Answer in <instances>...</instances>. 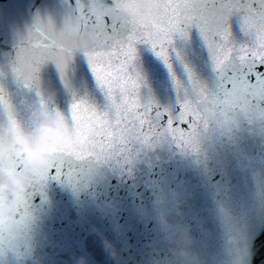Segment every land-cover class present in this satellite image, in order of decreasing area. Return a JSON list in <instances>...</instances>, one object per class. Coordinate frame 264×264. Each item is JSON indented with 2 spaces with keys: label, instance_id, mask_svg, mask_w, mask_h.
I'll return each instance as SVG.
<instances>
[{
  "label": "water",
  "instance_id": "obj_1",
  "mask_svg": "<svg viewBox=\"0 0 264 264\" xmlns=\"http://www.w3.org/2000/svg\"><path fill=\"white\" fill-rule=\"evenodd\" d=\"M61 2L0 0V104L24 121L41 94H54L55 105L69 115L65 83L102 109L106 102L87 63L95 52L114 47L115 33L105 19L119 31L139 22L122 19L110 7L111 0H78L70 38L57 40L49 55L30 24L37 11L58 19ZM232 27L242 42L235 17ZM101 31L110 36L109 45L96 38ZM184 31L186 35L175 34L168 45L167 63L151 45L137 44L130 75L137 78L140 104L152 103L161 112L174 111L194 96L208 98L213 114L198 128L196 150L158 137L151 146L141 145L122 168L92 162L76 183L50 181L41 203L43 180L22 220L31 224L26 246L18 256L0 257V264H166L174 223L191 229L193 249L204 264H224L233 252L244 251L250 264H264V88L247 84L244 66L235 58L218 68L195 25ZM77 48L85 50L87 60ZM34 55L42 60L30 67L27 61ZM64 70L72 84L60 78ZM245 97L256 104L250 107ZM8 166L27 178L17 161L10 159ZM218 203L236 214L238 231L222 229L214 212Z\"/></svg>",
  "mask_w": 264,
  "mask_h": 264
},
{
  "label": "snow or ice",
  "instance_id": "obj_2",
  "mask_svg": "<svg viewBox=\"0 0 264 264\" xmlns=\"http://www.w3.org/2000/svg\"><path fill=\"white\" fill-rule=\"evenodd\" d=\"M162 2L164 7L153 21L147 24L135 22L127 31H119L116 24L105 19L106 25H110V30L115 33L114 47L95 52L94 58L87 63L106 102L102 109L90 102L87 95L79 97L74 88L65 83L66 93L71 97L69 117L81 134L82 146L76 152L59 156L46 171L39 194L41 203L50 181L76 183L86 175L87 165L92 162H108L114 168H122L135 159L141 145L151 146L158 137L170 138L177 147L196 150L198 128L202 124L206 126L205 116L213 114L208 98L203 94L194 96L174 111L164 109L161 112L159 106L152 103L142 106L137 99V78L130 75V66L137 59V44L151 45L156 55L167 63L168 45L173 36L177 33L186 35L184 29L195 25L209 51L214 53L218 68L226 60L235 58L244 66L247 84L264 88V0ZM77 6L78 0H62L58 19L51 15L41 16L37 11L30 25L42 38L39 46L49 55H52L57 40L70 38ZM234 17L242 42L233 33ZM83 27L87 29L88 26ZM217 49L219 55H216ZM60 78L71 82V75L66 70ZM248 100H251L250 107L256 104L254 98L245 97V102ZM183 125L187 128L180 127ZM34 205L36 207L35 201ZM30 225L20 221L12 232L0 237V257L8 253L19 255L20 249L27 244Z\"/></svg>",
  "mask_w": 264,
  "mask_h": 264
},
{
  "label": "clouds",
  "instance_id": "obj_3",
  "mask_svg": "<svg viewBox=\"0 0 264 264\" xmlns=\"http://www.w3.org/2000/svg\"><path fill=\"white\" fill-rule=\"evenodd\" d=\"M110 7H114L124 20L149 23L160 14L163 5L158 0H111ZM96 38L102 45L111 43L110 36L102 31L97 32ZM76 52L87 60L83 48H77ZM41 60V56L34 55L27 63L35 67ZM13 76H17L16 71H13ZM81 146L80 135L69 115L55 105L54 94H41L26 121L18 118L14 109L0 104V235L13 231L25 218L35 188L44 180L53 162L62 154L76 152ZM10 159L18 162L21 171L27 173V178L8 166ZM256 178H260L259 173ZM214 212L226 233H233L241 227L236 214L225 204H216ZM172 228L170 255L166 264H204L200 254L193 249L191 229L178 223H174ZM224 236L230 246L228 235ZM224 264H250V254L247 251L240 255L233 252Z\"/></svg>",
  "mask_w": 264,
  "mask_h": 264
}]
</instances>
